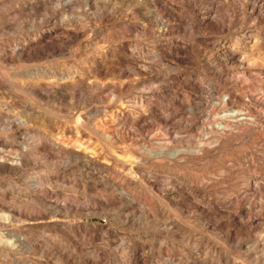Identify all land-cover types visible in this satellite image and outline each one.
Listing matches in <instances>:
<instances>
[{
  "label": "rangeland",
  "instance_id": "obj_1",
  "mask_svg": "<svg viewBox=\"0 0 264 264\" xmlns=\"http://www.w3.org/2000/svg\"><path fill=\"white\" fill-rule=\"evenodd\" d=\"M0 264H264V0H0Z\"/></svg>",
  "mask_w": 264,
  "mask_h": 264
},
{
  "label": "bare ground",
  "instance_id": "obj_2",
  "mask_svg": "<svg viewBox=\"0 0 264 264\" xmlns=\"http://www.w3.org/2000/svg\"><path fill=\"white\" fill-rule=\"evenodd\" d=\"M224 118H226V119H234L235 121H240L241 119V115L237 112V111H233V112H228V113H224L223 115H222ZM221 116V117H222Z\"/></svg>",
  "mask_w": 264,
  "mask_h": 264
}]
</instances>
